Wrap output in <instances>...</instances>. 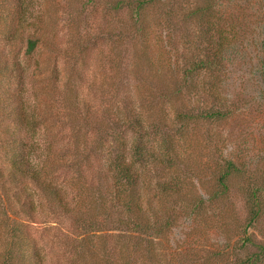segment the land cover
Segmentation results:
<instances>
[{"label": "trees", "instance_id": "obj_1", "mask_svg": "<svg viewBox=\"0 0 264 264\" xmlns=\"http://www.w3.org/2000/svg\"><path fill=\"white\" fill-rule=\"evenodd\" d=\"M161 1L103 0L105 14H118L115 37L119 42L142 41L143 59L151 65L155 29L148 20V11ZM211 2L196 1L184 13L182 22H196L205 29L214 58L195 59L183 70L176 69L172 60H158L157 76L168 72L177 85L154 95L157 98L152 99L150 109L145 110L142 101L133 111L116 102L108 106L101 119H93L89 104L78 91L75 77L80 79L81 71L76 60L60 99L70 111L69 123L75 131L58 137L46 129L42 134L45 149L37 166L34 155L38 151V127L60 121L49 114L62 72L57 61L62 51L57 50L53 26L54 32L49 33V20L57 12L46 9L30 22L28 0H0V37L11 50L0 49V79L15 84L0 85V264H45L42 247L32 231L39 211L32 187L40 192L49 213L69 218L79 233L69 244L70 264H164L168 258L164 239L176 227L179 211L207 223L211 204H222L227 199L231 177L240 168L228 155L216 154L212 158L211 186L203 197L187 190L190 167L183 147L191 124L199 119L219 122L227 111L208 107L196 114L193 107H178L173 102L183 86L190 91L199 86L195 79L200 70H215L219 61L214 60L233 40L222 34L223 26L213 16ZM103 33L112 35L110 31ZM95 38L80 31L73 44L65 48V54L82 60ZM30 66L34 67L31 78L38 90L33 104L25 99ZM120 86L128 90L124 98L132 100L131 86L123 81ZM40 94L46 101L44 111L40 110ZM64 165L70 176L61 179L60 167ZM89 170L94 172L92 181L86 175ZM263 185L248 192V216L231 229L239 237L234 242L227 239L225 246L217 244L208 252L211 259L224 260L222 264H264V238L254 235L256 229L264 237V229L260 228ZM103 229L120 231L112 236V247Z\"/></svg>", "mask_w": 264, "mask_h": 264}, {"label": "rangeland", "instance_id": "obj_2", "mask_svg": "<svg viewBox=\"0 0 264 264\" xmlns=\"http://www.w3.org/2000/svg\"><path fill=\"white\" fill-rule=\"evenodd\" d=\"M196 1L203 2L163 0L149 8L148 20L155 29L151 65L143 59L142 41L119 42L118 37H115V29L119 25L118 14H105L103 0H96V4L88 0H28L30 22H34V17L41 16L46 9L57 12L49 20V33L56 32L57 50L62 51L57 60L62 72L54 92L56 99L53 98L49 111L53 119L60 121L53 126L41 124L38 127V151L34 155L37 166L41 163L45 149L42 134L46 129H51L52 135L58 134V137H63V132L67 134L75 131L69 123L70 111L60 99L65 95L64 83L69 72L77 66L76 60L81 71V78L75 77L80 97L89 104L88 111L92 118L101 119L108 106L116 102L133 111V108L140 107L142 101L145 110L150 109L152 99L157 98L154 95H161L177 85L168 72L157 76L158 60H172L176 69L183 70L195 59L214 58L212 42L205 34V29L198 27L196 22H182L184 13ZM211 5L213 16L223 26L222 34L233 37V40L226 44L220 58L214 60L219 61L215 70H200L195 79L199 86L192 91L188 86H183L178 100L173 102L178 107H193L196 114L208 107L226 110L227 113L219 122L199 119L197 124L190 125L191 132L183 142L190 167L187 169V190L207 196L214 164L212 158L216 154L228 155L241 171L231 177L227 199L222 204H211L207 223L194 220L182 209L179 211L176 227L164 239L163 247L168 254L164 264H222L224 260L211 259L208 252L220 242L225 246L227 239L228 242H234L239 237L234 232L232 234L231 229L245 222L248 216V192L254 186L264 184V0H212ZM80 31L96 36L82 60L79 56L75 55L74 59V55L65 54V48L73 44ZM107 31H113L112 35L103 33ZM6 46L5 39L0 37V49L5 47L11 51ZM33 68L30 66L28 69V91L25 93V99L31 104L36 101L38 91L31 78ZM0 80L1 86H15L7 79ZM122 81L124 85L131 86L132 100L124 98L128 90L120 86ZM43 96L40 94L38 98L39 103H42L41 111H44L46 103ZM167 108L173 112L172 106L168 105ZM81 113L87 112L81 110ZM2 126L0 121V130ZM89 131L90 134L94 132ZM66 161L67 158L63 162ZM65 165L60 167L61 179L70 176L68 171H64ZM86 175L90 181L95 177L92 170L87 171ZM31 190L35 192L39 206L38 219L32 231L42 247L45 264H70L72 247L69 244L79 237L73 221L49 213L40 192L35 187ZM260 223L262 230L264 216ZM254 231L258 239L264 238L259 231ZM119 232L117 229H103L102 233L107 235L110 247L115 242L112 236ZM90 264L95 262L91 261Z\"/></svg>", "mask_w": 264, "mask_h": 264}]
</instances>
